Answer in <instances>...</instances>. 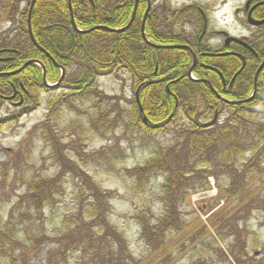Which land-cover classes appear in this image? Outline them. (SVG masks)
<instances>
[{"label":"rangeland","instance_id":"1","mask_svg":"<svg viewBox=\"0 0 264 264\" xmlns=\"http://www.w3.org/2000/svg\"><path fill=\"white\" fill-rule=\"evenodd\" d=\"M6 2L0 0V8ZM148 2L151 6H147V13L164 5L175 9L204 6L214 32L242 37L253 31L242 13L247 0ZM22 7H27V2ZM0 23V40L9 39L13 27ZM212 43L217 42L214 39ZM134 85L123 71L100 77L102 101L90 98L73 108H63L47 126L49 103L56 95L42 94L37 110L23 115L17 123L2 125L0 264H237L236 259L242 264H264V156L255 158V152L248 150L234 156L226 166L219 163L217 154L213 156L209 169L217 177H208V190L192 192L187 188L185 200L179 204L177 218L183 229L167 236L158 250L149 246L142 235L140 217L153 224L163 216L165 180L161 174L152 173L139 182L132 171L164 157L179 144L180 130L169 126L168 133L152 137L129 130ZM22 108L2 101L0 120L11 119ZM105 111L112 112L109 128L93 130L95 120ZM228 113L225 110L212 126L208 125L215 120L213 116L202 119V123L207 125L206 130L220 131L230 119ZM116 116H121L119 124L110 129ZM183 119H179L181 124L191 127V122ZM251 145L249 142L248 147ZM78 170L86 172L105 191V220L110 230L88 225L92 211L84 208L88 200L79 206V197L86 195L79 191ZM206 171L202 168V178L192 182L203 184ZM61 172L55 201L40 212H30L28 220H23L26 208L22 200L31 185ZM8 234L9 240L5 237Z\"/></svg>","mask_w":264,"mask_h":264},{"label":"trees","instance_id":"2","mask_svg":"<svg viewBox=\"0 0 264 264\" xmlns=\"http://www.w3.org/2000/svg\"><path fill=\"white\" fill-rule=\"evenodd\" d=\"M32 1L7 0L0 8V21L13 27L12 36L0 40V51H14L2 56L7 60L0 63V103L2 98L12 97L15 92L24 95L22 110L11 119L0 120V130L2 125L17 123L23 115L37 110L42 94L56 95L49 103L47 126L49 119L57 117L63 108H73L90 98L102 101L98 88L100 77L121 71L129 74L135 84V94L139 93L144 114L140 113L135 100L128 116V129L142 131L148 137L168 133L169 126H178L180 130L177 134L179 144L164 157L152 159L145 167L132 171L139 182L152 173L161 174L165 180L166 208L163 216L153 224L140 217L142 235L153 251L158 250L167 236L183 229L177 218V209L185 200L187 188L192 192L206 191L209 188L208 177H217L209 169L213 156L218 155L222 166L247 150L254 151L255 158L264 156V68L259 74V90L253 101L226 104L204 82H194L189 78L193 58L185 50L174 48L186 46L187 37L182 31L186 23L192 22L198 27L202 24L196 7L172 9L164 5L157 9V13H147V1L36 0L31 11ZM25 2L27 7L23 8ZM145 36L152 46L147 44ZM202 60L206 64L211 62L206 58ZM28 62L31 64L26 65ZM261 62L247 60L245 71L233 88L227 89L213 71L198 65L192 72L197 79L209 82L222 98L241 101L253 93L254 78ZM214 64L220 67L229 82L240 69L241 62L223 58L215 60ZM62 69L65 71L63 78ZM58 83V88L47 86ZM225 110L229 112L230 119L220 131L213 132L203 127L202 119L216 113L220 116ZM111 114V111L103 112L95 120L93 130L101 132L100 128H109ZM178 118H187L191 127L183 126ZM112 119L110 129H115L121 116ZM249 142L251 147H248ZM202 168L207 170L203 172L204 183L197 185L192 181L202 178L199 176ZM78 174L79 191L86 195L79 197V206L88 200L84 208L92 211L88 225L110 230L105 220V191L102 192L83 170H78ZM62 176L63 172L53 179L31 185L22 200L26 208L23 220H28L30 212H40L55 201ZM12 236L15 238L16 234ZM5 237L9 240L10 236ZM81 244L86 243L82 241ZM236 262L242 264L237 259Z\"/></svg>","mask_w":264,"mask_h":264},{"label":"flooded vegetation","instance_id":"3","mask_svg":"<svg viewBox=\"0 0 264 264\" xmlns=\"http://www.w3.org/2000/svg\"><path fill=\"white\" fill-rule=\"evenodd\" d=\"M197 11L202 17V24L200 27L196 26L194 23H186L185 27L182 29L184 34L186 35V46L190 49L189 54L196 56V64L192 65V71L200 65L204 69H208L213 71L217 75H219L224 89L233 88L234 83L232 84V79L236 75V73L242 67V59L237 58L236 55H242L247 65V60L257 61L264 60V25L261 26H253L248 22V15L251 14V17L254 21L261 22L264 20V0H247L244 9L242 10L243 15L246 18L247 23L253 29L247 36L242 37H234L227 31H211L210 20H209V11L206 7L200 6L197 7ZM240 12V9L237 13ZM191 29L187 31V28ZM199 30V31H198ZM194 37L196 40H194ZM228 37L237 38L240 42L245 43L247 46H243L240 43H237L233 40H229ZM217 38V39H216ZM214 39L216 40V44H213ZM184 46V47H186ZM229 54L227 58L237 59L240 64V69L236 71L233 77L229 82L225 80L223 77V73L221 69L218 68L216 64H214L215 60H220L226 57H220L218 55ZM210 59L211 62L206 64L202 59ZM18 98V101H17ZM24 95L23 93L16 94V98L11 102L12 105L21 102ZM218 114V113H216ZM215 114V116H216ZM218 116V115H217ZM219 117V116H218ZM144 119V118H143ZM215 119V117L213 118Z\"/></svg>","mask_w":264,"mask_h":264},{"label":"water","instance_id":"4","mask_svg":"<svg viewBox=\"0 0 264 264\" xmlns=\"http://www.w3.org/2000/svg\"><path fill=\"white\" fill-rule=\"evenodd\" d=\"M36 0H33V2H32V5H31V7H30V10L32 11L33 10V6H34V2H35ZM248 21L250 22V24L251 25H255V26H260V25H263L264 24V21H262V22H256V21H254L252 18H251V14L249 15V17H248ZM229 40H233V41H236V42H238V43H240V44H242V45H245L244 43H242V42H239V40H237V39H232V38H229ZM246 46V45H245ZM10 52V51H9ZM8 51H3V52H0V54H5V53H9ZM229 54H224V55H220V56H228ZM238 58H241L243 61H244V58L242 57V56H240V55H236ZM5 60L4 59H0V62H4ZM29 64H31L30 62L27 64V65H29ZM264 66V63H263V65H262V67ZM245 69V62H244V64H243V67H242V69L239 71V73L233 78V82L236 80V78L238 77V75L239 74H241V72H243V70ZM63 76H64V72H63ZM256 82H257V76H256V78H255V80H254V84H255V90H254V94L256 95V93H257V86H256ZM48 86V85H47ZM59 86V84L58 85H55V86H51V87H54V88H57ZM50 87V86H49ZM14 97H12V98H10V99H13ZM138 100V99H137ZM250 100H246V101H244V102H249ZM22 104V101L20 102V104L19 105H21ZM19 105H17V106H19ZM140 111L141 112H143V110H142V108H140ZM147 119H145V121H146ZM215 123V121H213V123L212 124H214Z\"/></svg>","mask_w":264,"mask_h":264}]
</instances>
